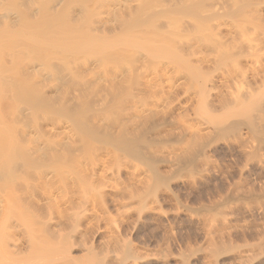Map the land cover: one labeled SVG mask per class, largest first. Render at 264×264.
Wrapping results in <instances>:
<instances>
[{"label":"rangeland","instance_id":"obj_1","mask_svg":"<svg viewBox=\"0 0 264 264\" xmlns=\"http://www.w3.org/2000/svg\"><path fill=\"white\" fill-rule=\"evenodd\" d=\"M176 1L0 0V264H264V83L235 105L220 76L264 64V0H194L228 59L184 25L170 53L118 40Z\"/></svg>","mask_w":264,"mask_h":264},{"label":"bare ground","instance_id":"obj_2","mask_svg":"<svg viewBox=\"0 0 264 264\" xmlns=\"http://www.w3.org/2000/svg\"><path fill=\"white\" fill-rule=\"evenodd\" d=\"M178 1L179 0H177L173 6H168L165 9L166 12L164 13H160L161 11H158V13L155 11L153 13L152 12L154 10L153 7L152 9L150 8L153 5H146L145 7L138 9L136 13L133 15V17H131L129 20H125V18L121 19V16H118V20L121 21L123 27L122 32L119 33L118 35V40L128 41L131 43V46L134 45L143 46L147 42L145 38L146 37L145 34L148 32L150 28H153V30H158V34L155 38L156 42L153 44L151 50L149 51L151 52V55L156 56L159 54L170 53V51L172 50L169 44V38L173 32L177 33L178 29L184 25V28L188 29L191 32H195L196 39L199 40V42H201V45L204 48L211 50L215 48V50L219 52V54L225 55L228 59L230 55H227L228 50L225 48L220 37H216L213 34V32H209L210 34L209 36L201 33L202 32L201 30L209 26V22H210L208 15L201 14V12L204 11V8H201V1L195 3L194 0H190V3L185 6L179 5ZM133 2H136V0H110V2L107 4V8L109 11L112 12L120 11V9L125 8L130 4H133ZM157 2L158 1H156L155 3ZM156 5H158V3ZM161 5L162 3L159 6ZM148 8H150V11L145 10ZM191 24L194 28L191 26ZM235 27L236 26L232 24H227L225 30H227V32L229 33H233L235 31ZM237 30L238 33L244 35L245 32L243 28ZM262 37L263 38L261 39V41L264 42V33ZM180 45H185L187 47H190L189 43L186 41H180ZM245 45L246 48L240 47L241 48L240 51L242 53H244L245 51H252L259 48V43L258 42L256 43L251 39L247 40V42H245ZM209 55L211 54L208 53L205 54L204 57L205 62L211 61ZM231 57L229 58L228 61L229 63L224 67H222L220 76L222 78V85L226 90L225 92L231 98L230 99L227 96L226 99L227 98L230 99V101H233L235 105L237 104L241 105V103L244 104L247 101V97H250L251 94H253L254 90L252 91V89L249 88H244L243 90H240V87L244 84H249V83H255V84L257 82L258 83L261 82L260 84L264 83V66H262L263 63L260 62L261 60L260 58L247 55L246 57L250 64L248 65V68L246 66V69L244 70L239 66L241 60L234 61V58ZM175 66L176 64L174 65L173 63L171 64V63H166L164 61H160L158 65H156L152 70L150 69L147 76H151V79L154 80L160 78L161 76L163 78H167L169 82V86H168L169 90L174 91L179 87V85H181V83H183V81H186L187 79V77L184 75H176L173 73L172 70L175 68ZM211 79L214 78H210V80ZM257 92L259 91H256V93ZM155 93L158 94V97L162 96L161 90L155 89ZM256 93L255 95H258ZM254 96L253 97L251 96V98H254ZM249 101H251V99ZM153 106H155V104ZM189 125L195 126V124H192V122ZM197 127L198 125L196 126V128ZM199 127L198 130L201 129V128L199 129ZM196 128H193L194 131L197 130Z\"/></svg>","mask_w":264,"mask_h":264}]
</instances>
